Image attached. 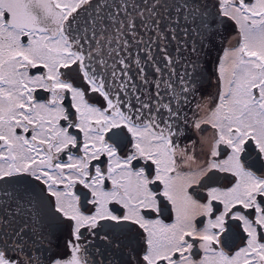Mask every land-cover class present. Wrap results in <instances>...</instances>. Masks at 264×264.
Masks as SVG:
<instances>
[{"label": "snow or ice", "instance_id": "obj_1", "mask_svg": "<svg viewBox=\"0 0 264 264\" xmlns=\"http://www.w3.org/2000/svg\"><path fill=\"white\" fill-rule=\"evenodd\" d=\"M218 21L238 38L191 123L198 163ZM253 151L264 0H0V264H115L122 236L129 264H264Z\"/></svg>", "mask_w": 264, "mask_h": 264}, {"label": "water", "instance_id": "obj_2", "mask_svg": "<svg viewBox=\"0 0 264 264\" xmlns=\"http://www.w3.org/2000/svg\"><path fill=\"white\" fill-rule=\"evenodd\" d=\"M213 0H209V3H212ZM214 11V9H213ZM219 29V31L223 35V43H221V37L219 35L215 37L210 36V40L205 43V53H206V74H205V82L200 89L201 95L195 97L190 105L191 111L188 112L189 115V135H193V128H191L192 120L197 118L198 116H202L205 114V105L211 107L214 105V102L209 100L213 94L217 92V80L214 75L215 67L218 62V58L222 54V48H224L229 41L230 31L232 29V24L230 21L224 22L221 24L219 21L216 24H212L209 28V33L211 34L215 30ZM177 76L183 74V67L177 66L176 68ZM177 76L173 77L175 82V87L177 92L180 89V83L177 79ZM199 103L201 105L200 110L197 111L196 104ZM193 112H197V116H193Z\"/></svg>", "mask_w": 264, "mask_h": 264}, {"label": "flooded vegetation", "instance_id": "obj_3", "mask_svg": "<svg viewBox=\"0 0 264 264\" xmlns=\"http://www.w3.org/2000/svg\"><path fill=\"white\" fill-rule=\"evenodd\" d=\"M231 22V21H230ZM232 29L230 31L229 41L228 44L225 47H234L237 43V30L234 22H231ZM214 106V105H213ZM192 140L197 141L196 146V153H197V162L203 163V161L206 159V153L208 151V147L211 141V130L209 129L207 132L201 134L197 132L195 129H193V135H189ZM204 137H207L209 140V144H203ZM188 141L185 140L183 143H187ZM255 162V167L260 169V173H264V160H260L257 158L256 152H252V156L249 159L248 163ZM255 170V169H254ZM170 222V221H168ZM121 245L118 252H116L114 260L115 264H129V253L132 247L136 246V240L132 239L131 237H125L122 236L121 238Z\"/></svg>", "mask_w": 264, "mask_h": 264}]
</instances>
